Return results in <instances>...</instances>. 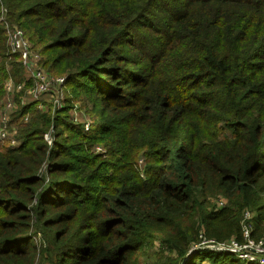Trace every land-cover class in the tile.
Wrapping results in <instances>:
<instances>
[{
	"label": "trees",
	"instance_id": "16d2710c",
	"mask_svg": "<svg viewBox=\"0 0 264 264\" xmlns=\"http://www.w3.org/2000/svg\"><path fill=\"white\" fill-rule=\"evenodd\" d=\"M2 6L43 66L66 62V85L96 114L88 129L70 118L69 95L54 115L35 102L12 113L20 145L0 144V264H258L190 250L200 233L241 241L246 210L264 239V0ZM1 23L0 100L8 78L29 85Z\"/></svg>",
	"mask_w": 264,
	"mask_h": 264
},
{
	"label": "built area",
	"instance_id": "2783aa9c",
	"mask_svg": "<svg viewBox=\"0 0 264 264\" xmlns=\"http://www.w3.org/2000/svg\"><path fill=\"white\" fill-rule=\"evenodd\" d=\"M6 13L7 8L3 6L0 21L5 26L4 28L7 33V38L10 42L9 46L11 45L12 51L21 55L23 68L27 72L26 78L29 80L26 95L19 96L21 102L23 104L27 103L28 98H31L33 101L43 100L45 103H53V101H60L61 98L64 99V96H61L60 87L66 81V76H52L47 70L39 65L41 60L40 53L33 49L32 43L27 38L23 28L8 21ZM25 82L26 81L16 84L12 78L7 79L5 82L7 96L4 99L3 108L0 109L1 138H12L11 132H8L7 130L9 124L11 125L12 132L16 131L11 122L12 110L18 106L17 97L14 95V91L21 92L24 90ZM57 105L54 104V107H61L60 103ZM39 107H42V103L39 104ZM43 107L45 109V106ZM86 129H88L87 125ZM13 142H15L14 138ZM220 204L224 205V201L220 200ZM252 216L253 214L249 210H246L243 214L241 220L243 236L241 241L236 238L217 241L213 238H207L203 233H200L199 242L194 244L192 249L205 247L215 251H233L243 260L264 264V239H256L253 237V225L249 221Z\"/></svg>",
	"mask_w": 264,
	"mask_h": 264
},
{
	"label": "rangeland",
	"instance_id": "374dc122",
	"mask_svg": "<svg viewBox=\"0 0 264 264\" xmlns=\"http://www.w3.org/2000/svg\"><path fill=\"white\" fill-rule=\"evenodd\" d=\"M3 7V6H2ZM6 17H7V19H8V21L11 23V21H10V18L7 16V13H6ZM13 24H16V25H18L17 23H15V22H12ZM2 24V23H1ZM19 26V25H18ZM7 43H8V45L10 44V42H9V39L7 38ZM59 51V50H58ZM57 51V52H58ZM11 53H14L13 51H12V49H11V45H10V47H9V51H8V54H11ZM19 54V53H18ZM41 55V54H40ZM19 56H20V58L19 59H21L22 60V58H21V55L19 54ZM41 67H43L45 70H47L52 76H55V77H58V76H66V74L65 75H63L64 73H65V71L67 70V65H66V62H63V63H61V62H58V63H54V64H51V62L49 63V65L48 66H43L42 64H41V61H40V64H39ZM57 69V70H56ZM58 69H60V70H58ZM52 70H55L56 71V73H58V74H54V73H52ZM23 71H24V73H25V76H27V72L23 69ZM9 79V78H8ZM13 80V79H12ZM6 82V81H5ZM24 82V81H23ZM4 86H5V84H4ZM29 86V85H28ZM28 86H26L25 87V89L24 90H22L21 92H17L16 90L14 91V95L17 97V104L19 105V103L20 104H23L22 102H21V98L19 97L20 95H26V90H27V87ZM60 93H61V96L63 97L64 96V99L63 98H61L60 99V101H57V102H55V101H53V103H50V102H44L43 100H31V98H28L27 99V103L28 104H30V103H33V102H35L36 103V105H37V108H39V109H41V110H48L49 109V104H52L53 106H54V104H59L60 103V105H61V107H60V109L58 108V107H54L55 109L52 111V113H53V115L56 113V112H59V110H61V109H66L65 108V106L67 105V102H68V99H66V96H76L77 98L76 99H79L80 98V100H77L76 101V99H74V100H70L71 101V103H69L70 104V106L67 108V113L69 114V116H70V118H72L73 120H75L76 122H84L85 123V125H87L88 126V128H89V120H90V118L89 117H91L92 118V115L94 114H96V111L94 110V107H95V105L94 104H92V100H91V97H88L87 95H85V93L84 92H82V91H80V90H76V89H69V87L66 85V81L62 84V86L60 87ZM6 96H7V92H6V90H5V93H4V95L2 96V98H1V100H0V108H3V106H4V99L6 98ZM78 96H80L79 98H78ZM81 99H83V100H81ZM84 102H85V104H84ZM27 103H25V105L27 104ZM40 103H42V107H39V104ZM46 104V105H45ZM43 106H45V109H44V107ZM59 109V110H58ZM15 110H16V107L15 108H13V112H15ZM58 110V111H57ZM67 113H63V114H67ZM57 114V113H56ZM27 118V117H26ZM13 119V116H12V114H11V120ZM87 121H89V122H87ZM16 123V122H15ZM15 123H13L12 122V124H13V126L15 127V130L17 131V125H15ZM7 130H8V132H11V136H12V138H1V136H0V144L1 145H3V146H18V145H20V142L17 140V138H16V131L15 132H12V130H11V125L9 124V126H8V128H7ZM48 134V135H47ZM47 135V136H46ZM13 138L15 139V142H13ZM44 138L46 139H48V141H49V144L51 145L52 143H53V137H52V134H51V130L50 131H48L47 133H45L44 134ZM46 139V140H47ZM94 152H96V153H107V150H106V148H105V146L103 145V144H96L95 146H94V148L92 149ZM143 161H144V159H143V157H142V155L140 154V156H139V166H140V168L141 167H143ZM222 200V199H221ZM220 201V200H219ZM156 249L157 250H161V251H163V254H165L166 256H170L171 255V253L169 252V249L167 248V247H163V246H161L160 244H158L157 246H156V248H153V251H156ZM194 249H192L191 248V250L190 251H193ZM157 259V256H155V255H152L151 256V261H155ZM160 262V261H159Z\"/></svg>",
	"mask_w": 264,
	"mask_h": 264
},
{
	"label": "water",
	"instance_id": "95a60500",
	"mask_svg": "<svg viewBox=\"0 0 264 264\" xmlns=\"http://www.w3.org/2000/svg\"><path fill=\"white\" fill-rule=\"evenodd\" d=\"M200 248H205V247H199V248H197V249H200ZM191 252V251H190Z\"/></svg>",
	"mask_w": 264,
	"mask_h": 264
}]
</instances>
